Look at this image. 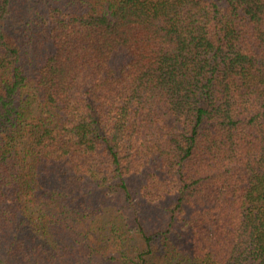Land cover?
I'll return each instance as SVG.
<instances>
[{
	"label": "trees",
	"instance_id": "trees-1",
	"mask_svg": "<svg viewBox=\"0 0 264 264\" xmlns=\"http://www.w3.org/2000/svg\"><path fill=\"white\" fill-rule=\"evenodd\" d=\"M0 264H264V0H0Z\"/></svg>",
	"mask_w": 264,
	"mask_h": 264
}]
</instances>
